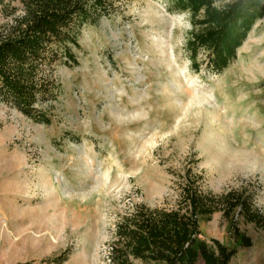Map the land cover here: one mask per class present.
<instances>
[{
  "label": "rangeland",
  "instance_id": "rangeland-1",
  "mask_svg": "<svg viewBox=\"0 0 264 264\" xmlns=\"http://www.w3.org/2000/svg\"><path fill=\"white\" fill-rule=\"evenodd\" d=\"M102 1L77 63L52 68L53 99L38 106L48 122L0 103V264H106L119 216L172 206V181L197 158L203 190L247 185L264 212V16L216 72L203 49L191 60L187 13ZM237 226L250 246L219 212L200 222L203 238L236 249L230 264H264V227Z\"/></svg>",
  "mask_w": 264,
  "mask_h": 264
},
{
  "label": "trees",
  "instance_id": "trees-1",
  "mask_svg": "<svg viewBox=\"0 0 264 264\" xmlns=\"http://www.w3.org/2000/svg\"><path fill=\"white\" fill-rule=\"evenodd\" d=\"M165 1L168 10L187 13L192 26L186 43L191 60L203 49L206 67L216 72L234 59L254 22L264 16V0H231L222 7L215 0ZM14 2L17 7L11 6ZM102 2L0 0L1 14L13 16L11 24L0 25V103L31 120L48 122L38 106L53 99L52 68L77 63L78 32L96 20ZM17 9L20 13H15ZM198 160L172 181L177 191L172 206L135 204L119 216L106 264H230L236 249L216 238H203L200 229L201 221L218 212L239 245L250 246L237 218L264 227V212L254 206L253 191L247 185L220 192L203 190ZM64 260L61 255L56 264Z\"/></svg>",
  "mask_w": 264,
  "mask_h": 264
}]
</instances>
